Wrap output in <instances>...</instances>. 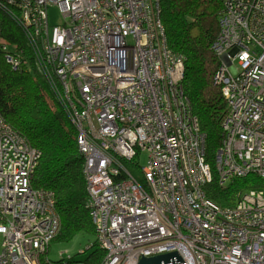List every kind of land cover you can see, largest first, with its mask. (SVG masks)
I'll list each match as a JSON object with an SVG mask.
<instances>
[{
    "label": "built area",
    "instance_id": "built-area-1",
    "mask_svg": "<svg viewBox=\"0 0 264 264\" xmlns=\"http://www.w3.org/2000/svg\"><path fill=\"white\" fill-rule=\"evenodd\" d=\"M221 2L211 47L227 109L210 162L159 0H0L77 129L99 264L169 252L157 264H264V187L225 207L205 196L212 174L220 188L264 176V0ZM1 48L11 69L28 63ZM40 154L0 117V264L49 263L60 219L53 192L31 184Z\"/></svg>",
    "mask_w": 264,
    "mask_h": 264
},
{
    "label": "trees",
    "instance_id": "trees-1",
    "mask_svg": "<svg viewBox=\"0 0 264 264\" xmlns=\"http://www.w3.org/2000/svg\"><path fill=\"white\" fill-rule=\"evenodd\" d=\"M159 16L168 44L183 56V84L200 130L205 134L206 159L212 162L219 147L226 102L214 75L219 57L212 49L218 32L221 0H159ZM10 51L22 49L29 61L13 70L5 59ZM17 46V49L14 48ZM15 49V50H14ZM18 52V51H17ZM0 117L37 147L40 157L32 176L33 187L50 189L60 219V229L52 240L67 241L81 232L94 234L83 258L49 260L48 264H99L105 254L95 238L87 206L88 192L83 172V157L76 144L77 129L65 107L55 96L45 77L33 62L32 53L18 23L0 10ZM207 192L222 206L232 205L240 190L264 187V176L250 173L233 177L228 184ZM82 252V250H80Z\"/></svg>",
    "mask_w": 264,
    "mask_h": 264
},
{
    "label": "rangeland",
    "instance_id": "rangeland-1",
    "mask_svg": "<svg viewBox=\"0 0 264 264\" xmlns=\"http://www.w3.org/2000/svg\"><path fill=\"white\" fill-rule=\"evenodd\" d=\"M48 19L51 25L61 23L62 19L60 13L55 6H50L48 8ZM146 159L147 153L144 151L139 153V156L136 158L139 166L145 165ZM134 172L136 174H139V168L134 167ZM93 238L94 234L81 232L74 238L67 241L54 239L48 245L43 256L51 261H57L59 259L66 260L69 254H71L73 257L83 258L90 251V248H88V246L93 241ZM80 250H82V252H80Z\"/></svg>",
    "mask_w": 264,
    "mask_h": 264
},
{
    "label": "water",
    "instance_id": "water-1",
    "mask_svg": "<svg viewBox=\"0 0 264 264\" xmlns=\"http://www.w3.org/2000/svg\"><path fill=\"white\" fill-rule=\"evenodd\" d=\"M171 252L165 254L154 255L150 257H141L137 264H157L160 260H167Z\"/></svg>",
    "mask_w": 264,
    "mask_h": 264
},
{
    "label": "bare ground",
    "instance_id": "bare-ground-1",
    "mask_svg": "<svg viewBox=\"0 0 264 264\" xmlns=\"http://www.w3.org/2000/svg\"><path fill=\"white\" fill-rule=\"evenodd\" d=\"M232 179V178H231ZM230 179V180H231ZM230 180L228 182H230ZM216 182V187H219L220 188V184L219 182L217 181L216 179V176L215 174H212V177H211V181L209 182V184L206 185L205 187V196H207L208 198L212 199L214 202H216L213 198L209 197V195L207 194V192H209V190H211L213 188V186L211 185V182ZM228 184V183H227ZM223 188V187H222ZM219 206H222L220 205L218 202H216ZM226 206H231V205H226ZM225 207V206H223Z\"/></svg>",
    "mask_w": 264,
    "mask_h": 264
}]
</instances>
